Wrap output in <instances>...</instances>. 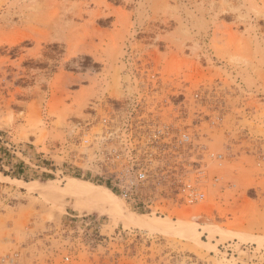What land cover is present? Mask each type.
Masks as SVG:
<instances>
[{"label": "rangeland", "instance_id": "rangeland-1", "mask_svg": "<svg viewBox=\"0 0 264 264\" xmlns=\"http://www.w3.org/2000/svg\"><path fill=\"white\" fill-rule=\"evenodd\" d=\"M88 2L0 0V25L37 15L88 48L39 90L0 73V264H264V0ZM68 74L81 78L60 87ZM167 126L222 160L204 202L161 217L129 206L111 171ZM68 189L168 228L125 225Z\"/></svg>", "mask_w": 264, "mask_h": 264}, {"label": "built area", "instance_id": "built-area-1", "mask_svg": "<svg viewBox=\"0 0 264 264\" xmlns=\"http://www.w3.org/2000/svg\"><path fill=\"white\" fill-rule=\"evenodd\" d=\"M134 154L125 144L122 162L111 171V183L133 209L166 216L171 208L193 206L207 199L208 162L222 160L188 133L170 127L152 132ZM199 155L193 161L189 154ZM219 181V178H216Z\"/></svg>", "mask_w": 264, "mask_h": 264}, {"label": "bare ground", "instance_id": "bare-ground-1", "mask_svg": "<svg viewBox=\"0 0 264 264\" xmlns=\"http://www.w3.org/2000/svg\"><path fill=\"white\" fill-rule=\"evenodd\" d=\"M84 1H85L84 5H89V2H88L89 0H84ZM104 1L106 2V0H104ZM142 1L144 2V0H142ZM262 8H263V5H262ZM223 9H225V8H223ZM99 11H100V9H99ZM52 17L54 18V15ZM75 17L82 18L84 16L82 14H76L75 12H70V14L64 15L63 20H65V19L66 20H69V19L74 20ZM13 21H14V18H13L12 14H10V17L8 16L7 18H4V20L1 21L2 24L0 25V73H2L5 77L6 76H12L13 81L15 83L16 82L17 83H19V82L30 83V82L34 81L35 84L37 85V90H39V89H41V86L43 87V85H45L46 80H47L46 76H48L47 74L52 72V70L55 67H57L56 65H60L61 67H72L73 68L74 66H76V64H78V61H80V59L83 57V54L88 52V48H87L86 44H84L82 41H80L78 39V33L75 30L74 26L69 25V26L60 27V28L58 26L54 27L53 23L51 21H49V22L44 21L40 16H37V15H32L30 17L29 21L25 23L26 25L21 22L22 25L19 26L20 24H18V25L14 24ZM71 24L73 25V23H71ZM37 25H41V27H37ZM65 25H67V23ZM140 26H142V25H140ZM146 29L148 30L150 28H146ZM151 30H153V29H151ZM105 31H107V30H105ZM230 35H232L231 31H230ZM153 36H151V38ZM157 37H159V36H156V38ZM155 40L156 39H154L153 42ZM29 45L32 46V48H30ZM137 45H138V43H137ZM62 51H65L64 58H61L59 55L60 52H62ZM155 51H156V49H155ZM177 51H178V49H177ZM153 53H155V52H153ZM156 53H155V55H156ZM176 55H178V54H176ZM158 56H159V54H158ZM158 56H156V57H158ZM170 57H171V55H170ZM24 65H29V66L25 67ZM59 78H60L59 84L61 86L58 84H56V85L62 87V86L67 85V84H74V82H78L81 77H76L75 75H69L68 74V75H63L62 77H59ZM103 85H104V83H103ZM34 88H36V87H34ZM32 92H33V90H32ZM23 93H25L24 95H26V96L28 95V93H26L25 91ZM16 95H17V93H16ZM36 95H37V93H36ZM88 98L89 97L87 95H85L83 92V93L79 94L77 100L80 102L84 101V103H85L88 101ZM2 177H4V175L2 173H0V178H2ZM73 194H77L75 196H77L78 200H80V201H83V200L90 201V203L95 207V210H98L97 208L100 207V208H102V210H103V208L106 209L105 211L103 210L104 212H112V214L114 216H116L117 218H119L123 222V224H125V225L132 224L135 227L137 226V227H141L144 229L146 228V229H150V230H156V229H160V228L161 229L168 228L166 226V224L163 223V221L159 220V218H158V220H155V219H148L146 216H143V215H140V216L127 215L120 209V207L118 205L113 206V207L109 206V199L107 200L100 195L99 196H93V195L87 196V193H83V192L79 193V192L75 191L74 189H68L67 190V195H73Z\"/></svg>", "mask_w": 264, "mask_h": 264}, {"label": "trees", "instance_id": "trees-1", "mask_svg": "<svg viewBox=\"0 0 264 264\" xmlns=\"http://www.w3.org/2000/svg\"><path fill=\"white\" fill-rule=\"evenodd\" d=\"M0 172H3L5 175H7V173H6V172H4V171H3V170H1V169H0Z\"/></svg>", "mask_w": 264, "mask_h": 264}]
</instances>
